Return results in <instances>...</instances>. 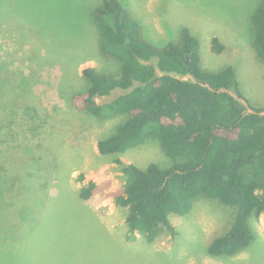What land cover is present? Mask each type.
<instances>
[{
  "label": "rangeland",
  "instance_id": "rangeland-1",
  "mask_svg": "<svg viewBox=\"0 0 264 264\" xmlns=\"http://www.w3.org/2000/svg\"><path fill=\"white\" fill-rule=\"evenodd\" d=\"M260 1L119 0L155 47L177 41L186 28L199 42L201 64L212 72L233 67L244 99L264 113V63L254 52L251 24ZM98 4L0 0V264H264V216L249 219L255 238L247 248L234 256L207 254L235 211L204 197L170 218L174 235L164 230L152 243L139 235L124 239L126 209L114 203L120 172L115 158L96 147L119 120H99L71 104L85 89L82 70H119L99 53L91 20ZM213 37L224 46L219 54L209 50ZM116 159L137 168L169 165L156 139ZM88 182L96 188L84 201L78 193Z\"/></svg>",
  "mask_w": 264,
  "mask_h": 264
},
{
  "label": "trees",
  "instance_id": "trees-1",
  "mask_svg": "<svg viewBox=\"0 0 264 264\" xmlns=\"http://www.w3.org/2000/svg\"><path fill=\"white\" fill-rule=\"evenodd\" d=\"M91 20L99 30V53L115 60L119 70H82L85 89L71 104L99 120H119L96 147L99 155L115 158L120 172L121 193L114 203L126 209L124 239L133 242L139 235L152 243L164 230L174 235L170 218L186 215L204 197L235 211L230 228L211 240L207 254H238L255 238L249 219L264 215V113L244 99L233 67L212 72L201 64L199 42L186 28L177 41L155 47L119 0H100ZM251 24L254 52L264 63V0ZM223 49L211 38L212 53ZM115 90L123 93L97 103ZM149 139L159 142L167 167L137 168L116 159ZM95 188L88 182L79 198L87 200Z\"/></svg>",
  "mask_w": 264,
  "mask_h": 264
},
{
  "label": "crops",
  "instance_id": "crops-1",
  "mask_svg": "<svg viewBox=\"0 0 264 264\" xmlns=\"http://www.w3.org/2000/svg\"><path fill=\"white\" fill-rule=\"evenodd\" d=\"M261 216H264V215H261Z\"/></svg>",
  "mask_w": 264,
  "mask_h": 264
},
{
  "label": "water",
  "instance_id": "water-1",
  "mask_svg": "<svg viewBox=\"0 0 264 264\" xmlns=\"http://www.w3.org/2000/svg\"><path fill=\"white\" fill-rule=\"evenodd\" d=\"M186 63H187V60H186Z\"/></svg>",
  "mask_w": 264,
  "mask_h": 264
}]
</instances>
